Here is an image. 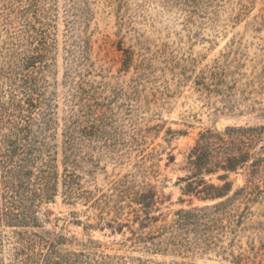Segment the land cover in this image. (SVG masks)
<instances>
[{
  "label": "rangeland",
  "instance_id": "rangeland-1",
  "mask_svg": "<svg viewBox=\"0 0 264 264\" xmlns=\"http://www.w3.org/2000/svg\"><path fill=\"white\" fill-rule=\"evenodd\" d=\"M228 127L264 145V0H0V264H264V184L187 192Z\"/></svg>",
  "mask_w": 264,
  "mask_h": 264
},
{
  "label": "trees",
  "instance_id": "trees-1",
  "mask_svg": "<svg viewBox=\"0 0 264 264\" xmlns=\"http://www.w3.org/2000/svg\"><path fill=\"white\" fill-rule=\"evenodd\" d=\"M38 104L40 105V103ZM262 134L263 129L257 127H228L223 133L212 134L207 131L199 134L188 157V172L191 178L186 177L195 185L188 184L187 192L192 193L200 201H215L224 198L231 191L228 175L237 171H246L247 183L237 190L234 196H239L242 201L250 200L254 191L259 188V184H264ZM218 172L222 173L217 176V180L223 182L222 185H215L204 180L205 176ZM38 178L39 181H42L41 177ZM145 198L144 207L153 206L154 195L150 192V195ZM224 202L213 206V209L216 210L220 206H224ZM146 219V222L149 223L157 221L156 217L149 215H146ZM178 222L180 223V221ZM40 245L45 247L46 251L38 252L36 264H53L54 255L57 252L54 244L43 242Z\"/></svg>",
  "mask_w": 264,
  "mask_h": 264
},
{
  "label": "water",
  "instance_id": "water-1",
  "mask_svg": "<svg viewBox=\"0 0 264 264\" xmlns=\"http://www.w3.org/2000/svg\"><path fill=\"white\" fill-rule=\"evenodd\" d=\"M215 128H216L217 131L221 130V127H220V125L218 123L215 125Z\"/></svg>",
  "mask_w": 264,
  "mask_h": 264
}]
</instances>
